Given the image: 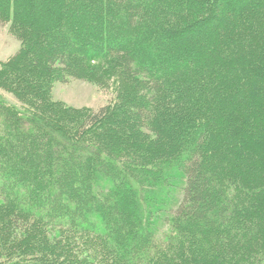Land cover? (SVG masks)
<instances>
[{"label": "trees", "instance_id": "trees-1", "mask_svg": "<svg viewBox=\"0 0 264 264\" xmlns=\"http://www.w3.org/2000/svg\"><path fill=\"white\" fill-rule=\"evenodd\" d=\"M86 1L0 0V88L124 83L52 117L0 94V264H264V0Z\"/></svg>", "mask_w": 264, "mask_h": 264}, {"label": "rangeland", "instance_id": "rangeland-1", "mask_svg": "<svg viewBox=\"0 0 264 264\" xmlns=\"http://www.w3.org/2000/svg\"><path fill=\"white\" fill-rule=\"evenodd\" d=\"M66 5H71V2H67ZM65 27L67 28V25ZM21 45V39L15 31L13 23H0V63L16 53ZM108 65H102V68L97 72L100 78L93 80L76 79L63 74L52 81V89L48 88V92L42 100L39 98L34 100V98L29 97L20 100L14 93L5 91L2 88H0V94L7 102L22 111H30L38 115L45 114L48 117H52L53 106H57L56 104H60L63 108L65 107V110L75 109L82 113H86L91 108L96 109L109 104L111 106L109 109L112 111L118 106L120 91L124 83L122 77L118 74V69ZM23 88L26 90V84H23ZM100 127L106 129V124H102ZM41 137L48 138L44 133ZM57 146L59 150L67 149L65 143L61 141H58ZM68 152V156L75 155L72 149H69ZM163 227L161 226V229Z\"/></svg>", "mask_w": 264, "mask_h": 264}]
</instances>
